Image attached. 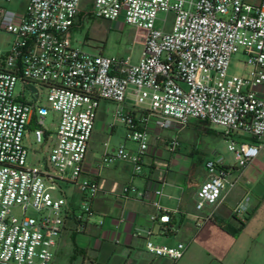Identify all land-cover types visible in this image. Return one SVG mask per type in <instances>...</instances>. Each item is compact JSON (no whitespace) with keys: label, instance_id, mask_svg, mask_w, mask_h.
<instances>
[{"label":"built area","instance_id":"built-area-1","mask_svg":"<svg viewBox=\"0 0 264 264\" xmlns=\"http://www.w3.org/2000/svg\"><path fill=\"white\" fill-rule=\"evenodd\" d=\"M81 2L0 0V31L13 36L0 47V264H49L67 220L73 218L83 231L93 218L99 186L82 172L100 100L115 104L113 118L122 122L126 139L137 149L130 154L121 144L99 165L128 160L131 178L143 172L150 123L159 130H179L197 120L225 129L234 163L226 164L218 154L205 161L195 208L212 210L197 216V226L214 217L235 186L231 174L264 148V0H93V16L114 23L122 19L135 29V38L141 37L136 63L72 46L70 28ZM159 12L172 14L169 31L156 26ZM238 52L246 57V76L228 73ZM17 82L22 88L42 87L45 104L24 100L15 92ZM49 113L56 119L52 145L42 162L30 164L24 134L33 124V141L42 144L49 135L43 124ZM177 145L172 139L170 151ZM59 183L79 190L77 213ZM161 194L149 184L142 191L131 184L122 187V196L148 201L155 209L143 229L145 249L175 262L184 254L183 243L170 247L151 240V226L168 224L177 210L163 208ZM249 201L244 195L232 207L233 217L243 221ZM124 221L121 217L118 223ZM97 224L103 226L104 220Z\"/></svg>","mask_w":264,"mask_h":264},{"label":"crops","instance_id":"crops-1","mask_svg":"<svg viewBox=\"0 0 264 264\" xmlns=\"http://www.w3.org/2000/svg\"><path fill=\"white\" fill-rule=\"evenodd\" d=\"M114 107L115 104L110 101H99L83 161L82 177L96 181L99 186L91 205L94 216L83 231H79L74 219L69 218L57 246L67 244L71 239L75 248L83 251L87 259L101 257L108 264H264V186L258 182L264 169L256 168L258 177L254 183L249 180H246L249 184L239 183L237 178L225 200L216 207L214 217L197 226V216L208 215L212 210L211 206H205L197 211L195 193L206 177L205 161L215 154L201 159L195 137L211 133L210 126H201V121L192 120L179 130H159L150 123L149 150L142 158L143 172L131 178V163L128 160L116 159L107 165H99L104 154L114 153L121 144L130 154L137 149L134 142L126 139V129L123 138L115 144L112 142L119 120L113 118L105 123L103 118ZM98 117L100 121H97ZM191 126L193 132L187 134L186 130ZM32 128L33 124L28 132ZM103 134H107V137L101 141L100 136ZM49 137L46 136V140ZM174 138L178 145L174 151H170L169 146ZM255 161H264V148L250 165ZM235 173L238 171L232 174ZM232 174L231 178L237 177ZM65 184L67 187L60 188V192L66 197L71 210L77 213L80 192L74 185ZM126 184H131L138 191L145 189L148 184L161 188L159 204L169 210L177 208L175 212L171 211L168 224L155 223L151 226V240L170 247L183 243L186 249L180 259L171 262L145 249L143 229L149 226L148 216L155 209L148 201L131 195L122 196V187ZM244 195L250 197L249 215L239 221L233 217L231 209ZM121 217L125 221L118 223ZM100 218L104 220L103 226L97 224ZM241 223L240 231L233 235L232 232ZM136 228L140 229L139 234L133 235Z\"/></svg>","mask_w":264,"mask_h":264},{"label":"rangeland","instance_id":"rangeland-1","mask_svg":"<svg viewBox=\"0 0 264 264\" xmlns=\"http://www.w3.org/2000/svg\"><path fill=\"white\" fill-rule=\"evenodd\" d=\"M92 1L93 0H82L81 2L79 15L76 17L74 24L70 28L72 46L94 54L100 53L115 58L129 57L132 63L138 62L142 51V45L141 37L135 38V29L132 26L125 24L122 19H119L118 22H115L112 25L111 22L107 20L93 16ZM6 6L12 7L13 5L10 4ZM164 18L167 19V22L162 25L161 21ZM171 18V13L165 14L164 12H159L157 15L156 26L169 31L172 25ZM12 40V35L0 31V47L6 48ZM245 60L246 57L242 52L234 54L228 70L229 75L246 76L249 67L243 64ZM15 92L23 94L22 98H24V100L41 101L45 104V101H43L45 90L35 84L22 88L21 83L17 82L15 84ZM114 109L115 107L113 110H108L107 114L104 115L103 120L105 123L113 120ZM55 120V116L52 115V113H49V115L45 117L43 124L50 137L42 144L34 143L32 133L28 131L25 132L23 143L27 149L28 163L38 165V160L41 162L44 160L45 155H47V152L52 145L53 132H55L56 129ZM97 121H100V117H98ZM199 125L210 126L205 122H202ZM209 128L212 130L211 133L203 135L198 134L195 137L197 141L196 147L200 158L204 159L214 154H218L223 158L225 163L232 165L234 163L233 155L228 149L229 138L224 135L225 129L219 126H210ZM125 129L126 128L123 126L122 122L120 120L117 121L116 134L112 138L114 144L123 138ZM192 132V126L186 130L187 134H191ZM239 134L241 136H249L244 132ZM100 137L102 141L107 137V134H103ZM249 165L240 170V172L238 171L237 174H234L237 176L236 178H238L239 183L245 184L246 180L254 183L258 177L255 173L256 168L259 170L261 168L264 169V161H255L253 165H250L251 167H249ZM256 165L257 167H254ZM261 173L262 174L259 177L260 181L258 182L264 186V171ZM59 187L64 189L67 185L65 183H59ZM55 248H57V250L56 252L54 251L52 260L49 264H108L101 259V257H97L95 260H92L91 258L87 259V257H85L86 254L83 251L75 248L71 239H69L67 244H59V246L56 245Z\"/></svg>","mask_w":264,"mask_h":264},{"label":"trees","instance_id":"trees-1","mask_svg":"<svg viewBox=\"0 0 264 264\" xmlns=\"http://www.w3.org/2000/svg\"><path fill=\"white\" fill-rule=\"evenodd\" d=\"M248 215H249V213L247 214V216H248ZM242 225H243V223H241V224L239 225L238 229L235 230V231H233L232 234H233V235H236V234L240 231Z\"/></svg>","mask_w":264,"mask_h":264}]
</instances>
